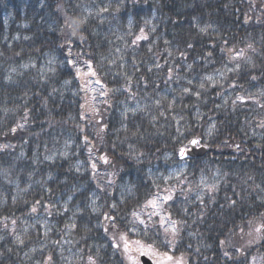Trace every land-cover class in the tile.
Returning a JSON list of instances; mask_svg holds the SVG:
<instances>
[{
  "label": "trees",
  "instance_id": "trees-1",
  "mask_svg": "<svg viewBox=\"0 0 264 264\" xmlns=\"http://www.w3.org/2000/svg\"><path fill=\"white\" fill-rule=\"evenodd\" d=\"M138 252L264 264V0H0V264Z\"/></svg>",
  "mask_w": 264,
  "mask_h": 264
},
{
  "label": "water",
  "instance_id": "water-1",
  "mask_svg": "<svg viewBox=\"0 0 264 264\" xmlns=\"http://www.w3.org/2000/svg\"><path fill=\"white\" fill-rule=\"evenodd\" d=\"M52 1L56 2L58 0H52ZM189 146L191 147L192 150L186 151L185 149H182L183 150V155L181 154L182 150H180V154H179L180 158H186V157H190V156H194V157L195 156H202V155H204L206 153V149L205 148L197 149L196 148L197 144H192L191 142H189ZM141 258H142L143 264H153L152 261L149 258H147L146 256L142 255Z\"/></svg>",
  "mask_w": 264,
  "mask_h": 264
},
{
  "label": "snow or ice",
  "instance_id": "snow-or-ice-1",
  "mask_svg": "<svg viewBox=\"0 0 264 264\" xmlns=\"http://www.w3.org/2000/svg\"><path fill=\"white\" fill-rule=\"evenodd\" d=\"M68 26L73 29V34L75 35L76 29L78 28V22L77 21H71V23H69ZM191 143L197 144L198 141L193 140V141H191ZM181 154L183 155V150L181 151Z\"/></svg>",
  "mask_w": 264,
  "mask_h": 264
},
{
  "label": "rangeland",
  "instance_id": "rangeland-1",
  "mask_svg": "<svg viewBox=\"0 0 264 264\" xmlns=\"http://www.w3.org/2000/svg\"><path fill=\"white\" fill-rule=\"evenodd\" d=\"M160 218V217H159ZM146 219V220H145ZM152 219L151 218H144V222H150ZM167 229L171 232V226L167 224ZM136 231H138V227H136Z\"/></svg>",
  "mask_w": 264,
  "mask_h": 264
}]
</instances>
